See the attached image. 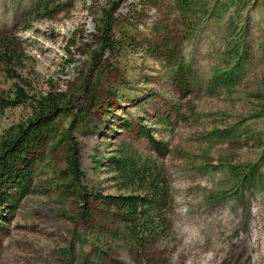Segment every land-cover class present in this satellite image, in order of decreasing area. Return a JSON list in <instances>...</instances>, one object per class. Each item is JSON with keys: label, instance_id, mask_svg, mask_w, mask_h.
Instances as JSON below:
<instances>
[{"label": "rangeland", "instance_id": "1", "mask_svg": "<svg viewBox=\"0 0 264 264\" xmlns=\"http://www.w3.org/2000/svg\"><path fill=\"white\" fill-rule=\"evenodd\" d=\"M196 1L190 18L123 0L103 51L86 0H0V135L31 117L8 104L16 88L63 101L31 194L2 222L0 264H264V0ZM123 144L163 166L172 201L170 235L140 250L95 199L122 193L104 165Z\"/></svg>", "mask_w": 264, "mask_h": 264}, {"label": "trees", "instance_id": "2", "mask_svg": "<svg viewBox=\"0 0 264 264\" xmlns=\"http://www.w3.org/2000/svg\"><path fill=\"white\" fill-rule=\"evenodd\" d=\"M94 10L91 17L93 28L99 33L90 34L91 39L98 44L101 40V49L105 51L112 47L111 31L115 26V13L123 0H86ZM157 0H139L143 4L155 5ZM177 3L179 14L190 18L200 10L190 13L196 0H171ZM102 3V7L98 3ZM89 6V7H91ZM91 11V10H90ZM8 44V43H7ZM180 66V65H179ZM184 69L179 67L175 83L182 96L189 94ZM15 98L8 104H30L31 117L21 124L8 127L0 135V238L5 231V223L9 216L16 212L20 202L31 194L33 183V170L36 167L38 150L44 146L43 139L50 131L51 120L61 109V98L31 99L16 88ZM6 103H1V109ZM0 112V118H1ZM123 130L131 132V127L123 123ZM138 138L144 140L150 147L151 153L159 160L165 159L169 154L168 147L155 139L152 131L141 129ZM75 151L71 150L69 158L73 175L81 176L75 170ZM143 158L133 148L123 144L119 147L115 157L109 159L104 165L108 174H113L119 183L122 193L118 196L101 197L95 199L103 211H111L116 215L121 225L125 227L127 235L135 250L144 245L151 246L165 240L172 230L169 221L171 208V195L165 182L163 166H158L151 157ZM105 164V163H104ZM102 165L100 163L97 168ZM103 166V165H102ZM78 172V174H77ZM2 222H5L2 224Z\"/></svg>", "mask_w": 264, "mask_h": 264}]
</instances>
